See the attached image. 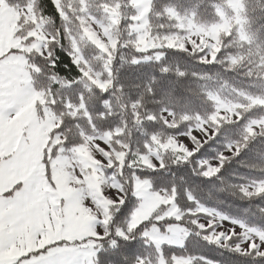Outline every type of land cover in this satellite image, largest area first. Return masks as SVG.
I'll list each match as a JSON object with an SVG mask.
<instances>
[{"label": "snow or ice", "instance_id": "6c2138e0", "mask_svg": "<svg viewBox=\"0 0 264 264\" xmlns=\"http://www.w3.org/2000/svg\"><path fill=\"white\" fill-rule=\"evenodd\" d=\"M0 264H264V0H0Z\"/></svg>", "mask_w": 264, "mask_h": 264}]
</instances>
